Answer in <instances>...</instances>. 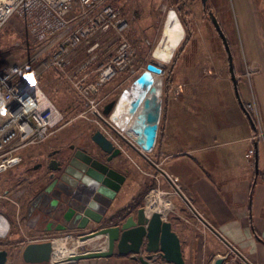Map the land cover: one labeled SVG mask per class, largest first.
Listing matches in <instances>:
<instances>
[{"label": "rangeland", "instance_id": "1", "mask_svg": "<svg viewBox=\"0 0 264 264\" xmlns=\"http://www.w3.org/2000/svg\"><path fill=\"white\" fill-rule=\"evenodd\" d=\"M235 2V0H207V7H204L203 0H115L114 3L130 22L126 37L134 46L135 61L131 67L119 72L115 78L100 89V97L102 98H99V106L101 107L114 99L119 103L123 92L133 85L136 78L146 69L147 64L151 62L158 64L163 69L159 79L162 116L155 136L156 145L154 149L151 152L144 151V148L138 146L139 144L129 134L119 129L117 121L112 120L113 113L116 112L114 108L109 115H104L105 119L96 116L90 110L88 99L80 90L68 80H64L56 67L45 69L43 65H40L44 59L40 58L39 61L31 64L29 73L39 75L43 91L62 113L61 126L45 142L33 145L26 151L22 150L21 154L26 157L28 150L31 151L39 147L40 157L32 163H29V159H24L11 172L14 173L15 171L16 175L20 176L23 186L28 184L32 187H41L44 183L49 182L50 177L46 170L41 171L39 168H34L38 166V164L35 165L37 161L47 162L49 151L58 146L67 150L70 144H75L76 147L85 146L100 153L99 148L92 140V136L95 131L103 130L122 150V154L113 160V165L118 163L120 166L124 162L132 168L133 175L127 173V170L123 172L141 180V185L137 188L139 191L136 197L139 202L137 207L145 206L147 208L148 198L151 194H158L162 200L171 204L167 212H162V216L173 224L174 219H178L176 215L179 217V211L184 205L189 217L203 225L205 232L201 231L200 236L203 241L208 242L205 235L211 233V229L189 209L187 201L181 197V193L187 196L184 193L181 178L163 170L164 160L169 157L164 148L165 127L168 122L169 110L175 101H178L177 104H179L180 101L186 99L188 106L196 107L198 110L210 106L217 107L220 111L226 109L225 113L228 111L229 116L233 115L235 110L237 112V109H242L245 121L251 127L246 137L242 138L247 144L243 157L247 168L251 169V178L254 176L256 144L259 145V154L261 153L260 158L263 161L264 114L253 84L255 77L260 75L263 69L257 60H251L245 68L241 66L240 45L236 35L239 19L236 18L235 7L238 8V5ZM243 3L242 9L244 7L248 11V19L259 23L260 15L264 16V0H243ZM174 11L178 21H180L182 33L172 56L167 60L159 55L158 50L167 33L166 22L169 14ZM209 11L214 12L217 16L228 38L233 53L234 69L242 106H238L236 96L235 106L232 104L234 87L228 55L210 19ZM28 33L26 23L18 18L12 19L0 31V72H4L16 64H23L24 61L35 55L36 49L33 47L35 45L27 42ZM86 56H88L87 53ZM105 56L103 54L98 59L99 63L105 60ZM182 96L184 100L181 99ZM236 121V124H241L238 123V120ZM220 140L221 142L217 145L224 144L222 141L226 139L221 138ZM259 174H261L260 182L264 184V164L260 166ZM167 175H171L177 185H173L174 183L167 178ZM10 194L6 195L7 198ZM161 199L157 196L155 198L156 204L161 203ZM188 199L191 201L190 198ZM3 203L7 202L0 199V205ZM10 205L13 209L17 208L13 204ZM24 213L25 211L21 212L22 216L19 222H13V224L8 222L9 229L7 228L5 237L0 234V248H7L10 251L7 264H29L23 259V249L28 243L56 234L63 236L67 232L54 231L48 233L37 227H31L29 220H21ZM202 218L204 219V216ZM175 223L179 224L178 220ZM92 226L85 232L77 233V237L90 236L94 230L100 227L96 224H92ZM173 228L175 229L174 224ZM93 239L101 240L102 238ZM58 241L61 242L58 243ZM58 241L57 245H63V240ZM68 244L70 245V241ZM90 244L95 247L93 242ZM107 245L105 241L102 244L105 248ZM238 252L237 250L231 251L229 247H226L222 255L227 256V260H236L238 264H244ZM116 255L118 254L113 256ZM156 261L161 260L157 258ZM122 262L119 263L130 264L128 260H122ZM42 264H50V262Z\"/></svg>", "mask_w": 264, "mask_h": 264}, {"label": "crops", "instance_id": "2", "mask_svg": "<svg viewBox=\"0 0 264 264\" xmlns=\"http://www.w3.org/2000/svg\"><path fill=\"white\" fill-rule=\"evenodd\" d=\"M235 1L238 5V8L235 7V14L240 23L237 21L239 27L236 35L240 45L241 66L245 68L251 60H257L263 69L261 74L255 77L253 84L264 114V16L260 15L259 23L250 21L248 11L244 7L242 9L243 0ZM235 96L238 106H242L241 97H238L234 87V106ZM183 98L182 96L181 99ZM177 102H173V107L169 110L165 127L164 148L169 157L164 160L163 170L181 178L184 193L216 231L205 235L208 242L203 241L200 236L201 231L205 232L203 225L189 217L184 205L181 207V219L176 215L178 219H174L173 224L182 241L186 264H214L217 256L223 254L228 245L239 251L251 264H264V184L259 179L260 166L264 164V159L262 161L260 158V148L256 144L258 167L256 168L255 162L254 176L251 178V169L247 168L243 157L247 148L243 139L251 127L246 123L242 109H237V112L235 110L233 115L229 116L228 111L225 113L226 109L220 111L217 107L210 106L198 110L188 106L186 99L179 104ZM236 120L241 124H236ZM221 138L226 139L222 141L224 144L217 145ZM59 148L61 147L56 149ZM72 148L73 151L78 149L89 153L85 146L76 147L74 144ZM39 153V147L28 150L23 158L32 163L40 157ZM117 165L114 163L113 166L121 173L125 174L123 171L127 170V173L133 175L132 168L124 162L120 164L121 167L118 163ZM13 169L0 173V199L7 202L0 205V214L10 224L19 222L21 212L25 211L21 220H29L31 227L47 230L52 221L55 229L68 227L70 222L63 218L65 210L55 217V214L45 211L39 205H33L36 197L42 194H39L41 187H32L26 183V186H23L20 176L16 175L15 171L11 172ZM139 185L140 179L126 175L121 191L108 210L107 222L118 210L131 204L139 193ZM6 191L8 195L11 193L9 198L2 197ZM10 204L17 208L13 209ZM170 205L166 201L164 213ZM176 220L179 224L175 223ZM91 227L92 224L87 229ZM91 241L96 244L92 251L105 248L100 239ZM122 260H128L130 264H142L121 255L83 259L81 264H120Z\"/></svg>", "mask_w": 264, "mask_h": 264}, {"label": "built area", "instance_id": "3", "mask_svg": "<svg viewBox=\"0 0 264 264\" xmlns=\"http://www.w3.org/2000/svg\"><path fill=\"white\" fill-rule=\"evenodd\" d=\"M114 1L0 0V31L12 19L18 18L26 23L29 32L27 42L33 43L36 49L31 59L0 72V173L21 164L22 150L47 140L61 126L62 113L43 91L39 75L29 73L31 64L40 58L44 59L40 65L45 69L56 67L61 77L74 84L88 99L90 110L100 119H105V104L99 106L102 98L100 89L135 61L134 46L126 37L130 22ZM103 54L106 55L105 60L99 63L98 59ZM167 178L177 185L171 175ZM7 194L8 191L2 197H7ZM181 194L189 209L216 232L202 218L189 197ZM77 233L82 232L72 231L36 241H52L50 264H81L82 260L76 261L74 257L92 251L95 247L90 243L94 239L91 238L92 233L83 238H78ZM58 240H63V245H57ZM58 247L66 253L61 261L55 259ZM228 247L231 251L236 250L230 245ZM238 254L244 264H251ZM220 257L224 264H238L222 254L217 259ZM157 258L161 261H156ZM152 261L169 264L159 256Z\"/></svg>", "mask_w": 264, "mask_h": 264}, {"label": "water", "instance_id": "4", "mask_svg": "<svg viewBox=\"0 0 264 264\" xmlns=\"http://www.w3.org/2000/svg\"><path fill=\"white\" fill-rule=\"evenodd\" d=\"M203 5H207V0H203ZM209 16L226 49L232 81L239 97L233 53L228 38L214 12L209 11ZM162 71L163 69L158 64L148 63L133 85L121 96L123 97L128 92L131 94L121 122L126 125L134 119L133 123L145 135L143 150L146 152H151L156 145L155 136L162 116V102L159 98L160 84L155 83L152 74ZM117 104L116 99L105 104L104 114L109 115L115 106L117 109ZM92 140L97 148L107 155L106 161L93 159L84 150L76 151L69 166L65 168L60 183L67 185L65 180L67 176L75 181V185L86 181L88 192L83 197L79 196L77 193L80 189L79 186L77 194L72 195V198L79 204L77 206L70 205L65 209L63 218L70 222L68 227L71 230H85L91 224L100 226L94 230V236L91 238H102L104 240H101L108 245L101 251L95 250L79 254L74 257V260L109 258L117 253L121 256H129L142 264H155L152 260L156 256L161 257L169 264H186L180 235L173 228L172 222L163 218L161 211L156 210L149 213L145 206L136 207L126 211L123 216L111 218L107 223L108 210L126 180V175L112 165L113 160L122 152L121 148L117 147L101 130L95 131ZM49 167L53 170L62 168L57 159H52ZM75 185L67 186L74 192L77 188H73ZM55 200L61 201L59 197ZM104 223L107 224L103 225ZM52 249L53 244L50 240L31 242L24 248L23 259L29 264L48 263ZM8 256L7 249H0V264H6ZM214 264H224V259L220 257L214 261Z\"/></svg>", "mask_w": 264, "mask_h": 264}, {"label": "flooded vegetation", "instance_id": "5", "mask_svg": "<svg viewBox=\"0 0 264 264\" xmlns=\"http://www.w3.org/2000/svg\"><path fill=\"white\" fill-rule=\"evenodd\" d=\"M111 140L114 142L113 139H111ZM114 144H115V142H114ZM72 147H73V144H70L68 146L67 150L66 149H62V148L54 149L53 151L48 153V159H47L48 161L47 162L37 161L35 163V165L38 164V166L34 167L35 169H37V168L41 169V171L42 170L43 171L46 170L48 172V175H49L50 178H49V182L48 183L46 182V183H44V185L41 186V188H40L41 191H40L39 194H41V193L42 194L36 197L35 201L33 202V205L34 204L39 205V207L43 208L45 211H48V212H50L53 215L55 214L54 215L55 217H57V215L59 213L63 212L65 209H67L65 204H69V205H72V206H75V205L77 206L79 204L77 201H75V199L72 198V195L76 193V191L79 188V186H80V189L77 192L79 196L83 197L88 192V189H87V186H86V184H87L86 181L84 183H81V184L79 183V184L75 185V181L70 179V177H68V176L67 177L64 176L66 178L65 180L67 182V185H71V186L75 185V187H73V188L77 187L74 190V192H72V190L69 189L70 188L69 186H67V185H65L63 183H60V178L64 175L65 168L69 166V164L71 162V159L73 158V156L76 153V151H78V149L73 151V149L75 147L74 148H72ZM117 147H119V146H117ZM119 148H121V147H119ZM87 150H89V152L95 154L96 159H99V160H101L103 162L106 161L107 155H105L100 149H98V150H100V153L94 152V151L90 150L89 148ZM70 152H71V154H70ZM121 152H122V150H121ZM121 154H119V156ZM52 159H57L58 161H60L62 168L58 169V170L50 169L49 165H50V162H51ZM33 165H34V163H33ZM33 165H32V167H33ZM52 177H54V179ZM57 197L60 198V200H61L60 202L59 201L57 202L55 200V198H57ZM137 205H135V203L128 205L127 206L128 208L125 209L124 213H126V211H128V210L136 208ZM79 206H81V205H79ZM112 218H114V217H112ZM52 223L54 224L53 221H52ZM52 223L50 222V224L48 225L49 227H47V230L45 229L46 232L50 233V232H54V231H67V232L64 233V234H66V233H68V231H70V232L79 231V230H76V229L71 230L69 227L55 229V227H54V225ZM107 223H109V222H107ZM107 223H104L103 225H106ZM96 228H94V229H96ZM55 236H57V234L53 235V236H50L48 238L55 237Z\"/></svg>", "mask_w": 264, "mask_h": 264}, {"label": "bare ground", "instance_id": "6", "mask_svg": "<svg viewBox=\"0 0 264 264\" xmlns=\"http://www.w3.org/2000/svg\"><path fill=\"white\" fill-rule=\"evenodd\" d=\"M166 29H167V33H166V36L164 37V42L162 43L161 47L158 50V53L164 59L168 60L172 56L173 50L176 48L177 44L179 43V41H180L179 38H180L181 33H182L180 21H178V18H177L175 11L171 12L169 14V17H168L167 22H166ZM162 73H163V71L161 73L152 74L153 78L155 79L156 84H159V79H160V76L162 75ZM130 96H131V94H130V92H128L127 94H124L123 97H121L119 103L117 104V109L113 115L112 120L114 119L115 121H117L119 129L122 131L124 130L127 134H129L132 137V139H134V141H136L139 144L138 146H142L143 148H145V140H146L145 135H143V133L138 128V126L133 123L134 119H132L126 125H123L121 122L123 112L128 105ZM159 96H160V93H159ZM45 141H43V142H45ZM43 142H41V143H43ZM38 144H40V143H38ZM89 155L93 159H96L95 154L89 152ZM23 160H24V158H23ZM157 196L161 199V197L158 194H151V196L148 198V207L146 209L149 213H150V211L153 212L156 210L164 213L163 209L166 207V201L161 199L162 202L156 204L155 198ZM7 228H8V221L3 215L0 214V234L3 236L5 234H7V232H6ZM42 241H46V240H42ZM33 242H37V241L34 240ZM59 242H61V241H58V243ZM0 249H7V248H0ZM7 250L9 251V249H7ZM23 251H24V249H23ZM9 254H10V251H9ZM64 257H66L65 250L59 249L57 254H56L55 259L61 261L62 259H64ZM8 259H9V256H8ZM50 259H51V257H50ZM7 262H8V260H7ZM7 262H6V264H7Z\"/></svg>", "mask_w": 264, "mask_h": 264}, {"label": "trees", "instance_id": "7", "mask_svg": "<svg viewBox=\"0 0 264 264\" xmlns=\"http://www.w3.org/2000/svg\"><path fill=\"white\" fill-rule=\"evenodd\" d=\"M204 7H207V5L204 6ZM136 199H137V198H135L131 204L135 203V205H137L139 202H138V200H136ZM126 208H128V207H126ZM126 208H123L122 210H121V209L118 210V211L115 213V215H114L113 217H119V216H122Z\"/></svg>", "mask_w": 264, "mask_h": 264}]
</instances>
